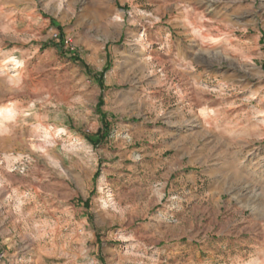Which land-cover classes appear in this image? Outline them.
I'll return each mask as SVG.
<instances>
[{"label": "rangeland", "instance_id": "1", "mask_svg": "<svg viewBox=\"0 0 264 264\" xmlns=\"http://www.w3.org/2000/svg\"><path fill=\"white\" fill-rule=\"evenodd\" d=\"M9 1L0 264H264V0Z\"/></svg>", "mask_w": 264, "mask_h": 264}, {"label": "crops", "instance_id": "2", "mask_svg": "<svg viewBox=\"0 0 264 264\" xmlns=\"http://www.w3.org/2000/svg\"><path fill=\"white\" fill-rule=\"evenodd\" d=\"M130 1H134V0H116V5L118 7H121L129 3ZM141 1L143 2V4L147 6L148 9H150L155 14V16L156 14L159 15V19H160L162 17V14L164 15L170 10L179 7L184 8V11H186L182 15H187V17H189V13L193 15L192 10L195 9V6L197 4L207 3L208 4L207 7H210L209 6L210 2L217 3L218 0H141ZM229 1H233V3H236V0H229ZM19 3H20L19 0H10L9 1L10 8H17L19 6ZM204 13H206V15L203 16V19L206 21V23L204 22V24L210 25L209 24L210 21L214 22L216 20L217 23L223 22V20L220 21V19H222L224 14H220L219 12L215 13L214 8H210V9L206 8V11ZM229 16L233 18L240 17V11L238 12L237 10H234V12H229ZM3 223H7V222L5 221ZM24 236L26 238L27 234L25 233ZM26 243L27 241L20 240L18 244L16 240L12 238V231L9 228H0V249H11V247H13V245L15 244H17L22 248L23 246H27Z\"/></svg>", "mask_w": 264, "mask_h": 264}, {"label": "bare ground", "instance_id": "3", "mask_svg": "<svg viewBox=\"0 0 264 264\" xmlns=\"http://www.w3.org/2000/svg\"><path fill=\"white\" fill-rule=\"evenodd\" d=\"M9 111H10V110H9ZM9 111L1 112V114H3V115H4L5 113L7 114V113H9ZM3 117H4V116H3ZM3 117H2V118H3ZM3 119H4V118H3Z\"/></svg>", "mask_w": 264, "mask_h": 264}, {"label": "built area", "instance_id": "4", "mask_svg": "<svg viewBox=\"0 0 264 264\" xmlns=\"http://www.w3.org/2000/svg\"><path fill=\"white\" fill-rule=\"evenodd\" d=\"M54 37H55V38H57V37H58V35L55 33V34H54Z\"/></svg>", "mask_w": 264, "mask_h": 264}]
</instances>
